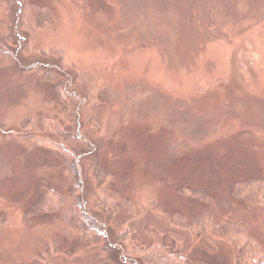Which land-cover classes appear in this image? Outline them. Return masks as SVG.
<instances>
[{
    "label": "rangeland",
    "instance_id": "374dc122",
    "mask_svg": "<svg viewBox=\"0 0 264 264\" xmlns=\"http://www.w3.org/2000/svg\"><path fill=\"white\" fill-rule=\"evenodd\" d=\"M17 1L0 0V49L15 57L0 62V123L7 125L0 128V264H35L58 234L49 219L29 223L25 216L38 177L62 183L57 168L35 171V157L10 139L25 116L56 114L46 102L49 88L22 72L36 63L50 65L70 83L74 69L94 75L104 114L91 146L100 143L104 167L117 184L127 176L124 192L144 210L134 223L133 245H145V229L190 243L188 234L169 230L148 204H162L191 222L204 207L179 191L203 190L215 200L214 221L239 222L264 251V208L236 202L228 193L236 181L264 177V0H36L56 17L54 29L37 31V48H60L70 67L65 73L50 55H17L25 38L14 25ZM169 142L184 143L186 151L166 155ZM94 152L78 155L83 184ZM105 232L109 255L76 261L54 255L45 264L121 263L122 246ZM188 260L230 264L231 253L205 236Z\"/></svg>",
    "mask_w": 264,
    "mask_h": 264
},
{
    "label": "trees",
    "instance_id": "16d2710c",
    "mask_svg": "<svg viewBox=\"0 0 264 264\" xmlns=\"http://www.w3.org/2000/svg\"><path fill=\"white\" fill-rule=\"evenodd\" d=\"M17 6L14 25L25 34V38L19 42L21 47L17 55L27 60L31 54H47L62 72L70 70L60 48H37V31L54 29L56 25L52 8L36 0H18ZM14 60L13 55L0 49L1 63ZM47 66V69L41 68L38 63L26 68L23 66L22 72L36 75L41 80L38 85L44 83L49 88L51 98L46 102L54 104L56 114L38 119L25 116L19 121L15 136L10 138L4 134L1 137L16 140L23 154L35 157V171L57 168L62 181L54 186L47 177L40 176L35 182L36 195L25 214L26 220L32 223L49 219L58 231L56 237L49 239L44 254L35 264H45L49 259L53 261L54 255L69 261L88 260L98 253L107 256L112 250L107 243V230L115 242L122 246L119 251L122 261L119 264H189L191 252L205 236L229 247L230 264H264V251L249 238L239 222L219 225L214 221L212 209L215 200L203 190L179 191L182 196L204 207L191 222L177 211H168L162 204H148L150 212L159 216L169 230L188 234L190 243L184 245L180 237L178 240L163 238L155 231L145 229L144 235L148 237L145 245H133L134 223L144 210L124 192L128 185L127 176L119 178L120 186L116 183V175L104 167L100 143L91 146L94 134L100 135L103 129L104 106L96 101V79L86 70L74 69L70 83L67 77H58L54 68ZM6 127V124L0 123L1 129ZM94 149L91 163L85 165L88 180L83 184L79 180L78 155ZM185 151L184 143L176 145L169 142L164 152L174 157ZM84 188L88 189L86 194H83ZM228 193L236 202L264 208V177L236 181L230 185ZM102 264L110 263L107 261Z\"/></svg>",
    "mask_w": 264,
    "mask_h": 264
}]
</instances>
